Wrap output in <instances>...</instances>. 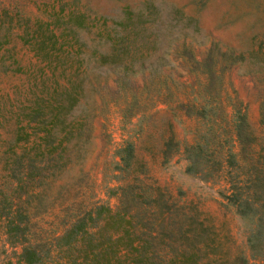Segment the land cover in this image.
I'll list each match as a JSON object with an SVG mask.
<instances>
[{"label": "rangeland", "instance_id": "374dc122", "mask_svg": "<svg viewBox=\"0 0 264 264\" xmlns=\"http://www.w3.org/2000/svg\"><path fill=\"white\" fill-rule=\"evenodd\" d=\"M126 8L140 11L130 24L146 27H139L142 40L130 42L128 67L98 58L110 50L103 27L123 19ZM208 55L220 73L221 124L239 107L253 136L240 149L230 139L238 165L222 159L212 175L186 169L184 148L206 120L178 107L207 97L194 60ZM261 108L264 0H0V264H26L25 244L41 254L33 264H66L57 237L96 204L133 222L135 248L120 251L260 264L264 246L250 249L246 240L253 215L239 213L226 196L248 159L264 171ZM37 142L42 168L28 172L14 159L32 154ZM125 142L132 144L127 164L117 152ZM14 211L19 229L8 234L4 219Z\"/></svg>", "mask_w": 264, "mask_h": 264}, {"label": "trees", "instance_id": "16d2710c", "mask_svg": "<svg viewBox=\"0 0 264 264\" xmlns=\"http://www.w3.org/2000/svg\"><path fill=\"white\" fill-rule=\"evenodd\" d=\"M124 12L123 19L114 20L113 26L103 27V35L104 38L109 40L110 50L109 52H100L98 58L101 61L110 62L120 60L124 63L123 65L128 67V65L133 64L132 58H134L135 53L134 49L130 50V42L142 40L139 27L144 29L146 27H142V25L135 26L133 22L130 24L136 15L137 17L140 15V11L134 12L126 8ZM149 30L152 31L151 28ZM194 63L202 67L203 82H200L199 85L207 97L202 94L200 101L196 96H193L185 102H179L178 107L185 114L194 113L204 117L206 126L184 148L188 160L186 169L195 172L202 171L205 175H212L220 168L222 159L229 166L233 164L237 167L238 162L234 157L235 152L230 148V139L237 140L240 149L244 145L253 142V136L247 131L248 124L245 112L239 107L232 106L227 122L221 124L220 120L225 121V118L218 111L219 94L218 90L214 89L215 78L220 77L219 70L213 67L214 62L209 55L202 61L194 60ZM63 92L66 97L76 99V94L73 95L66 89ZM259 121L264 126V110L262 108L259 111ZM217 127L221 128L223 138L219 136L220 133ZM46 132L51 133L50 129H47ZM48 143L49 141H46L45 146ZM61 148H64V146H61ZM47 149L50 150L51 147ZM131 149V142H125L117 150L124 164H127L132 156ZM222 152L224 154L223 158L218 155ZM42 153L43 148L37 142L33 145L32 154L27 153L23 158L17 157L14 159V163L18 162L19 165L27 168L28 172L32 168L40 169L42 168L41 157H38V155ZM257 160L250 161L248 159L242 172L245 176L241 180L235 173V178L230 179L231 191L226 197L235 204L239 213L247 216L253 215L254 227L247 234L246 240L250 249H258L257 251H259L264 246V212L260 209L261 205L264 207V171L257 165ZM259 161L262 162L260 157ZM225 171L231 173L229 168ZM14 178L18 181L20 177L16 175ZM258 203L259 206L257 207ZM17 214H20V212L14 211L13 214H6L4 226L8 234L19 229V223L14 221ZM121 219L124 223H122V227H119L118 223L119 221L122 222ZM107 226H110L112 230L105 232ZM137 235V231L129 217L125 218V215L118 214V211L111 213L108 206L96 204L93 208L83 211L71 221L57 237V244L60 249L65 251L63 256L66 257V264H200L198 262L199 256L194 252L185 253L182 251L176 261L172 259L169 261L171 256L168 255L157 254V258H155L148 254L127 253L119 250L121 245L135 248L133 238ZM124 238L126 241L120 243V240L123 241ZM70 249L71 251H69ZM259 257L261 259L259 263L264 264V252H259ZM20 258L26 264L39 263L41 254L36 245L25 244L21 247ZM231 264H235V262Z\"/></svg>", "mask_w": 264, "mask_h": 264}]
</instances>
